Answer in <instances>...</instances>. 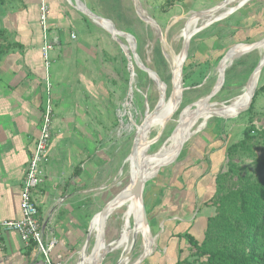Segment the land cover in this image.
I'll return each mask as SVG.
<instances>
[{
	"label": "crops",
	"instance_id": "obj_1",
	"mask_svg": "<svg viewBox=\"0 0 264 264\" xmlns=\"http://www.w3.org/2000/svg\"><path fill=\"white\" fill-rule=\"evenodd\" d=\"M42 1L48 6L46 39L51 45L46 60L39 21ZM80 1L95 15L110 19L115 26L123 25L101 10L99 0ZM12 6L2 19L3 28L17 45L0 59V220L21 217L20 185L40 134L49 81L54 113L52 136L46 175L32 197L38 206L43 240L55 241L49 253L51 261L76 264L90 220L102 208L95 192L106 158L95 146L96 138L88 130L84 110L87 65L92 62V52L97 51L90 36L98 24L69 0H13ZM100 17L97 19L110 24ZM261 77L262 71L256 85ZM224 134L212 126L185 146L171 169L154 184L148 194L147 212L156 227L154 245L139 264H197L195 257H190L188 238L201 243L207 219L216 213L209 202L216 191V176L226 161ZM81 253L85 256L81 250L80 257ZM0 264L48 263L34 242L24 245L16 233L4 232L0 234Z\"/></svg>",
	"mask_w": 264,
	"mask_h": 264
},
{
	"label": "rangeland",
	"instance_id": "obj_2",
	"mask_svg": "<svg viewBox=\"0 0 264 264\" xmlns=\"http://www.w3.org/2000/svg\"><path fill=\"white\" fill-rule=\"evenodd\" d=\"M99 1L101 10L105 9V13L112 15L115 17L114 19L118 18L119 22H123V25L119 27L126 30L122 31L115 25L114 29L111 23L108 25L96 18L94 22L98 25L95 26L93 34L90 36L92 43L97 46V51L93 50L92 62L87 65L84 110L88 130L92 131L93 138H96L95 146L99 151H102L106 158L104 168H102V178L98 184L100 186L95 192V196L100 201L99 205L103 207L112 198L117 199L121 196L129 184L130 150L136 133L135 124L140 125L145 120L146 110L148 112L154 110L161 90L163 91V100L171 95L175 86V75L170 62L172 52L178 53L182 58L186 54L185 61L188 56L190 58L192 55L194 56L193 60H187V63L181 60L182 91L175 109L170 115L157 120L148 132L150 143L147 152L150 157L159 155L170 144L169 140L184 123L188 122L195 112L199 113L202 110L203 104L221 103L226 105L231 99L246 91L252 76L248 80V85L245 86L247 78L264 54V44L261 49L241 56L229 66H227L229 60L223 67L217 62L219 57L233 45L239 43L240 45L235 49L241 50L247 48L249 43L264 36V0H247L228 9L222 17L212 22L197 28L193 27L187 45L179 33L183 26L191 21L188 18L189 15L192 12L209 9L224 0H183L175 1L172 5L166 4V0H118L112 4L106 0ZM12 4L13 0H0V32L4 29L2 19L5 11ZM234 4L232 3V6ZM77 6L84 8L80 0L77 2ZM145 16L152 21L150 24ZM176 17L180 18L175 20ZM100 18L107 21L103 17ZM122 32H127L134 38L128 37ZM120 42L128 47V54L132 56L130 57L132 66L123 53ZM12 44L13 38L7 31L3 34L0 33V48H2V50L0 49V59L5 53L12 50ZM183 45H185L184 48ZM129 48L132 50L134 48L139 60L159 76L161 88L158 86L156 78L152 79L148 72L135 63ZM208 58L211 61L202 62ZM215 66H217L216 70ZM132 70L134 78L132 92L129 95V80ZM261 71L262 77L249 96L225 114L232 115L231 118L224 119L222 116H215L221 109L218 106H211L204 113L202 112L203 118L197 117L198 119L196 118L188 126L189 129L179 133L166 153V161L163 159L159 165L161 167L156 173L146 177L142 191V203L144 201L147 212L148 194L152 192L154 184L171 169L182 154L183 148L209 132L212 126L222 130V133L225 132L224 141L240 145L230 156L229 162L226 158L224 167L221 169L218 198L227 197L224 201L225 207L231 206L230 209H236L239 205L237 198H228L229 194L241 189L248 182H258L264 179V138L259 132L264 128V92L257 91L254 95V92L264 84V66ZM221 76H224L223 83H220ZM216 81L217 84H220V90L211 99H207ZM94 84L99 86L95 88ZM98 88H101L100 92ZM251 95L253 98L248 109L236 115V110L242 107ZM194 103L198 105L196 109ZM53 117L54 113L52 121ZM89 124L92 127H89ZM202 126L203 128H201ZM194 129L197 130L194 131ZM245 130L248 131V136H244ZM183 137L186 139H182V141ZM182 143H184L183 146ZM179 148H181L180 153ZM157 160L159 159L152 160L151 163L155 164ZM155 168L157 165L148 166L147 172H153ZM100 211L101 209L92 216L87 238L79 250V253L81 250H85L87 252L84 253L85 256L89 255L95 241V238L91 237V229ZM118 217L113 215L106 221L105 240L101 243L102 247L109 246L122 237L121 223ZM148 219L151 233L154 236L156 227L149 217ZM220 230L219 220L213 227L208 228V232ZM112 234L113 236H111ZM134 239H136V247L131 259H136L141 253L138 246L140 238L136 236ZM150 243V252H152L154 240ZM79 253L76 264H83L87 256L85 257L81 253L80 257ZM129 259L126 251L105 248L101 264H124ZM92 264H100L98 258Z\"/></svg>",
	"mask_w": 264,
	"mask_h": 264
},
{
	"label": "bare ground",
	"instance_id": "obj_3",
	"mask_svg": "<svg viewBox=\"0 0 264 264\" xmlns=\"http://www.w3.org/2000/svg\"><path fill=\"white\" fill-rule=\"evenodd\" d=\"M245 1H247V0H224V1H221L217 4H215L213 7L209 8V9H205V10L197 11V12H192L189 15V17L187 16L188 18H190L191 21L186 23L183 26V28L181 29V31L179 33V36L184 41V43H186L185 45H187V41L189 40V35L192 32L193 27L196 26V28H197V27L206 25V24L212 22L213 20L222 17L228 9H230L232 7H236ZM232 3H235V4L232 6ZM78 8L80 10L85 9V8H81V7H78ZM145 18L147 21H149V24L152 22L150 20V18H148L147 16H145ZM179 18L180 17H176L175 20H177ZM184 57L185 56H183V58H182V56H180L178 53L172 52V60L170 62L172 63V69H173V72L175 75V86L171 92V95L168 96V98H166L165 100L162 99L163 91L161 90L160 97H159L158 102L156 104L158 111H157L156 115L151 117L152 119L149 122V124H148V122L145 123V125L148 124L147 125L148 127L146 128L144 134L142 135V137L140 138V141L138 142V145L136 146V149H135L136 153H134L133 155L130 156V163H131V165H130L131 171L129 174L130 180H129L128 186L126 187V190L127 189L130 190L133 187V185L136 183L137 178H138L137 177V171L138 170H141L143 172L144 184H145L147 176H149V175L152 176L154 173H156V171L160 167L156 168L153 172L148 173L147 172L148 165L152 162V160L159 159L155 163L158 167L162 163V160L164 159L166 153L168 152V150L170 149V147L174 143V141H175L176 137L179 135V133L186 131L188 129V126H190V124L193 123L197 117L202 116L203 115L202 112H204L208 107L218 106L221 109L220 112H227V111L231 110L233 107H235L236 105H238L240 102H242L244 99H246V97L249 96L250 92L256 86L257 77L259 75L258 72H256L253 75L252 80H251L248 88L240 96H238L234 99H231L230 102L226 105H223L221 103H216V105L214 103L205 104L199 113L195 112L193 114V117L188 122H185L184 125L171 137V139L169 140L170 144L167 145V147H165L159 153V155H157L155 157L154 156L150 157V154H148V152H147V147H149V143H150V139L148 138V132H149L150 128L152 127V125L157 120H161L165 116L170 115L180 100L182 85H181V79H179V78H181V74L178 75V70H179V67H181V62L184 60ZM153 78L155 79V77H152V79ZM157 84H156V86H157ZM158 86L160 87L159 84H158ZM143 188H144V185H143ZM143 188H142V191H143ZM141 205H142V193L140 196H137L136 194L129 193V191L127 193H125V195H124V193H122V195L116 199L113 207L110 209V211L108 212V215L106 217V221H107L113 215H116V217L119 216L118 219H120V223H121L120 226L122 229V237L120 239H117L113 244L106 246L104 248L120 249L121 251H124V252L126 251L127 255H128V252L130 250L129 247L131 246L134 238L136 236H138L140 238V244L138 246L141 249V253L140 254L138 253L139 256L136 259L130 258L124 264L136 263L141 254H144V253L147 254L149 251L150 235H149L147 226L143 223V220H142ZM131 225H133V226L130 227ZM98 229H99V219L95 222V224L92 227V230H91V237L92 238H96ZM104 248L101 246V243H100L97 250L93 254V257H89V255H87L83 264H92L93 261L96 260V258H98L100 256L101 251ZM83 252L87 253L85 250H83Z\"/></svg>",
	"mask_w": 264,
	"mask_h": 264
},
{
	"label": "trees",
	"instance_id": "obj_4",
	"mask_svg": "<svg viewBox=\"0 0 264 264\" xmlns=\"http://www.w3.org/2000/svg\"><path fill=\"white\" fill-rule=\"evenodd\" d=\"M175 1L183 0H166V4L172 5ZM116 26L120 29L117 24ZM0 33H6V30L2 29ZM16 45L17 43H14L11 47L14 48ZM193 56L191 58L188 56L186 61L193 60ZM257 91L264 92V84L254 92V95ZM228 112L230 110L222 112L219 116H224ZM259 132L264 138V128ZM244 136H248V131L245 130ZM233 143L223 140L227 162L240 146ZM221 174L220 170L215 180V194L209 202L215 207L216 213L207 219L204 239L201 243L189 236L190 257H195L197 264H264V179L248 182L241 189L228 195V198L238 199L239 205L236 210L230 209L231 206L225 207L224 201L227 197L218 198ZM217 220L221 230L208 232V228L213 227Z\"/></svg>",
	"mask_w": 264,
	"mask_h": 264
},
{
	"label": "built area",
	"instance_id": "obj_5",
	"mask_svg": "<svg viewBox=\"0 0 264 264\" xmlns=\"http://www.w3.org/2000/svg\"><path fill=\"white\" fill-rule=\"evenodd\" d=\"M47 17L48 6L42 1L40 4V25L43 30L44 44L42 52L45 60L48 57V51L51 45L47 42ZM74 34L72 38H74ZM51 84L46 82V99L42 108V120L40 134L36 141L35 148L28 160L25 175L20 185V209L21 217L14 220H0V234L4 232L16 233L24 245L34 242L37 251L48 264H60L51 261L49 253L55 246V241L45 242L43 240L41 223L38 219V206L35 203L32 192L42 182L46 175V161L49 153V146L52 136V100Z\"/></svg>",
	"mask_w": 264,
	"mask_h": 264
},
{
	"label": "water",
	"instance_id": "obj_6",
	"mask_svg": "<svg viewBox=\"0 0 264 264\" xmlns=\"http://www.w3.org/2000/svg\"><path fill=\"white\" fill-rule=\"evenodd\" d=\"M79 0H69V2L72 4V6L74 8H77V2ZM84 5V4H83ZM240 7V6H239ZM238 7V8H239ZM84 10H80L81 12H83L84 14H86L90 19H92L93 21H95V19L97 17H100V16H97L95 15L94 13H92L90 10H88L85 6H84ZM104 20H107L111 23L112 27L114 28V23L110 20V19H107V18H103ZM115 29V28H114ZM117 32H121V31H117ZM124 33V35L128 36V37H133L131 34L127 33V32H122ZM134 38V37H133ZM163 40V38H162ZM239 44V43H237ZM233 45L232 47L228 48L224 53L223 55L221 56V58L218 60L217 64H224L225 61L229 60V65H231L233 63L234 60L240 58L241 56L253 51V50H256V49H259L263 44H264V36H262L260 39H258L257 41L255 42H252V43H249V46L247 48H243V49H235V46L237 45ZM120 46H121V49L123 51V53L125 54L126 58L129 60V64H131L132 66V61L130 60V57H132L130 54H128V47L124 44H122L120 42ZM183 48L185 47V45L182 46ZM135 48V47H134ZM133 48L130 49L132 55H133V58H134V61L136 64H138L140 66V68H142L143 70H145L146 72H148L150 74V76L152 77H155L156 80H157V83L159 84L161 81H160V78L159 76L154 72L152 71L150 68L146 67L138 58V55L135 51V49ZM182 48V50H184ZM186 54H185V57H184V60L185 61V58H186ZM183 65V63H182ZM264 66V55L262 57H260L257 65L255 66L254 70L251 72V74L249 75V77L247 78V82H246V85H248V80L250 79L251 76H253L256 72H261L262 68ZM216 67L215 66V70H216ZM181 71H182V66L179 67V70H178V75L181 74ZM133 78H134V71L132 70L131 73H130V80H129V91H128V94L130 95L131 92H132V82H133ZM181 79V78H179ZM224 81V76H221V79H220V83H223ZM219 85L220 84H217V81L216 83L214 84L211 92L209 93V95L207 96V99H211L217 92L219 89ZM182 90V89H181ZM206 98V97H205ZM252 98H253V95H251L249 97V99L247 100V102L240 108H238L236 110V115L246 111L248 109V107L250 106L251 104V101H252ZM197 103V102H196ZM196 103H194L193 105H195V109L197 108L198 105H196ZM191 107V105H190ZM158 109H157V106L154 108L153 111L151 112H148V110H146V118L143 122H141L140 125H136L135 124V128H136V133H135V136H134V141H133V144H132V147H131V155H133L134 153H136L135 149H136V146L138 145V142L140 141V138L142 137V135L144 134L146 128L148 127L147 125L149 124V122L151 121V117L156 115ZM129 116H130V113L128 112ZM149 117V118H148ZM232 115H225V116H222V118L224 119H229L231 118ZM147 125H145V123H147ZM134 124V123H133ZM184 143H182V146H183ZM137 181L136 183L133 185V187L129 190V189H124L123 193L125 195V193H127L129 191V193H132V194H136L137 196H140L141 193H142V188H143V185H144V175H143V172L141 170H138L137 171ZM116 201L115 197L112 198L111 200H109L105 206H103L101 208V211L99 213V229L97 231V235H96V238H95V241L90 249V252H89V257H93V254L95 253V251L97 250L98 246L100 245V243H103L104 240H105V224H106V217L108 215V212L110 211V209L113 207L114 205V202ZM141 212H142V220H143V223L145 225H147L149 227V231H150V238H151V241L154 240V236L153 234L151 233V230H150V226H149V220H148V213L146 211V208H145V204H144V201L141 205ZM135 247H136V239L133 240L132 244H131V247H130V250L128 252V258H132L133 256V253H134V250H135ZM104 248V247H103ZM104 252H105V248L102 252V254L98 257V261L99 263L101 264L102 260H103V256H104ZM147 256L146 253L144 254H141L139 259L137 260L136 263L134 264H139L140 262H142L144 260V258Z\"/></svg>",
	"mask_w": 264,
	"mask_h": 264
},
{
	"label": "flooded vegetation",
	"instance_id": "obj_7",
	"mask_svg": "<svg viewBox=\"0 0 264 264\" xmlns=\"http://www.w3.org/2000/svg\"><path fill=\"white\" fill-rule=\"evenodd\" d=\"M134 225V224H133ZM133 225H131L130 227H132ZM149 248H150V244H149Z\"/></svg>",
	"mask_w": 264,
	"mask_h": 264
}]
</instances>
